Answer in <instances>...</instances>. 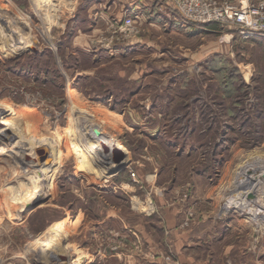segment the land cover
Returning <instances> with one entry per match:
<instances>
[{
  "label": "rangeland",
  "instance_id": "374dc122",
  "mask_svg": "<svg viewBox=\"0 0 264 264\" xmlns=\"http://www.w3.org/2000/svg\"><path fill=\"white\" fill-rule=\"evenodd\" d=\"M112 1L0 0V264H182L209 188L264 199V128L226 131L241 93L221 85L237 72L240 105L264 106V47L230 23L197 38L171 0V22L128 32ZM214 120L234 142L213 148Z\"/></svg>",
  "mask_w": 264,
  "mask_h": 264
},
{
  "label": "crops",
  "instance_id": "0c3cea01",
  "mask_svg": "<svg viewBox=\"0 0 264 264\" xmlns=\"http://www.w3.org/2000/svg\"><path fill=\"white\" fill-rule=\"evenodd\" d=\"M223 1L246 8L264 0ZM112 4L120 11L121 17L129 15L137 19V22L144 19V22L146 21L148 25L155 26L162 23L164 26L172 21L170 20L169 4L163 0H113ZM179 26L184 29L183 32L193 29V26L185 27L183 23H179ZM194 28L195 30L197 29V38L202 36L215 37L214 34H218L222 26L219 23H210L205 25L197 24ZM192 32L195 31L192 30ZM232 38L233 36L230 33L225 38L226 40L229 39L226 42H231V45H233ZM246 40L244 43L249 47H255L258 44L264 47V36L262 35H254ZM259 156H263L257 159L264 166V153ZM242 169L243 167L240 168V170ZM245 176L241 175L239 178L244 179ZM243 182L244 180L237 182L239 186L237 183L235 184V180L228 184V187L223 191L224 201H222L221 193L217 190L218 186L209 188V193L212 190L214 192L210 193L211 195L213 194L214 198L212 196L204 197V200L207 201L204 202V205L206 203L210 208H208L209 216L205 215L204 217L207 218L194 225L195 227L190 233H185L187 235L177 236L179 242L174 244L175 251L177 250L176 252H178V260L182 264H264V213L259 210L254 211V215L247 212L243 213L244 209L249 211V205L251 204L253 207V203L254 205L262 204L261 207H263L264 199L261 201L257 196L256 200L250 201L248 194L253 191V188L245 190V182ZM261 187L264 188V185ZM227 191L230 194L226 193ZM215 196L218 198L216 199ZM214 206L215 210H213ZM169 219L168 224L173 222V218ZM242 238L244 239L243 242L241 241ZM185 247L191 252L186 253Z\"/></svg>",
  "mask_w": 264,
  "mask_h": 264
},
{
  "label": "built area",
  "instance_id": "2783aa9c",
  "mask_svg": "<svg viewBox=\"0 0 264 264\" xmlns=\"http://www.w3.org/2000/svg\"><path fill=\"white\" fill-rule=\"evenodd\" d=\"M169 1V0H166ZM179 14L186 20L205 25L210 23L233 24L246 30L245 37L264 36V1L242 8L220 0H171ZM169 4V3H168ZM132 16L123 18V28L134 29Z\"/></svg>",
  "mask_w": 264,
  "mask_h": 264
},
{
  "label": "trees",
  "instance_id": "16d2710c",
  "mask_svg": "<svg viewBox=\"0 0 264 264\" xmlns=\"http://www.w3.org/2000/svg\"><path fill=\"white\" fill-rule=\"evenodd\" d=\"M211 65V62H210ZM212 66V70L215 69V66ZM210 66V67H211ZM235 76V78L233 77ZM223 83L222 88L225 94L228 95H237L241 93L238 96H235L232 100V104H229V106L226 108L227 114L232 113V126L235 127H226V131H232V133L237 134L238 136H243L244 139V146H257L259 141H261L263 138H261V135H263V130L264 128V106L261 103L262 102V97H256L255 102L256 103V110L252 108V105L249 107H245L240 105L239 101H242L243 97H245L246 92L249 91V87H247L245 84H243L238 76L237 72H230L227 74V76L223 77ZM96 99V98H92ZM98 101H101L102 98L98 99ZM239 100V101H238ZM216 120L212 121L215 122ZM218 126L215 128L214 132H219L222 130L221 124H218L215 122ZM231 128V130H230ZM219 141L214 143L213 148L216 149L219 146H225V145H230L234 140L232 138H227V137H222L221 136V131L219 133ZM210 138V137H209ZM247 138V139H246ZM249 141V142H248ZM250 143V144H249ZM207 144V142L205 143ZM211 144V143H210Z\"/></svg>",
  "mask_w": 264,
  "mask_h": 264
},
{
  "label": "water",
  "instance_id": "95a60500",
  "mask_svg": "<svg viewBox=\"0 0 264 264\" xmlns=\"http://www.w3.org/2000/svg\"><path fill=\"white\" fill-rule=\"evenodd\" d=\"M103 150H104L105 153L107 152V149L106 148H103ZM119 158H122V154H120V157ZM250 174H251L250 172H247L246 173V175H250ZM263 182H264V179H263ZM256 187L258 188V185H255V187L253 188V190H257ZM248 199L250 201H254V200H256V195L253 192H251L250 194H248Z\"/></svg>",
  "mask_w": 264,
  "mask_h": 264
},
{
  "label": "bare ground",
  "instance_id": "6f19581e",
  "mask_svg": "<svg viewBox=\"0 0 264 264\" xmlns=\"http://www.w3.org/2000/svg\"><path fill=\"white\" fill-rule=\"evenodd\" d=\"M262 193H263V192H262ZM262 193H261V194H262ZM261 194H260V195H261ZM263 195H264V194H262L261 196H263ZM263 197H264V196H263Z\"/></svg>",
  "mask_w": 264,
  "mask_h": 264
}]
</instances>
